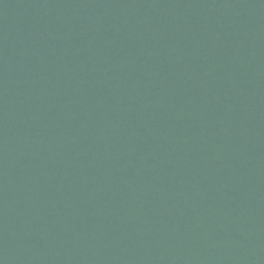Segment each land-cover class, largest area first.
<instances>
[{"label": "water", "instance_id": "1", "mask_svg": "<svg viewBox=\"0 0 264 264\" xmlns=\"http://www.w3.org/2000/svg\"><path fill=\"white\" fill-rule=\"evenodd\" d=\"M0 264H264V0H0Z\"/></svg>", "mask_w": 264, "mask_h": 264}]
</instances>
